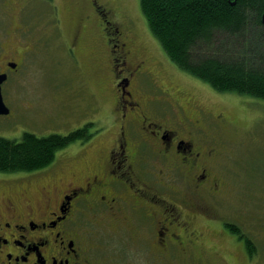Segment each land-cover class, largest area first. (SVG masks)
<instances>
[{
	"label": "flooded vegetation",
	"instance_id": "1",
	"mask_svg": "<svg viewBox=\"0 0 264 264\" xmlns=\"http://www.w3.org/2000/svg\"><path fill=\"white\" fill-rule=\"evenodd\" d=\"M43 1L59 25V7L54 0ZM83 1L91 9L81 24L97 21L110 46L114 110L106 126L96 127L99 120L89 118L76 128L88 134L69 145L77 148L76 165L112 120L118 132L108 146L97 150L96 165L59 171L51 168L55 158L32 172H0V264H169L204 255L202 222L218 220L211 200L226 192L221 191L224 181L218 166L224 145L213 141L219 138L211 131L213 122L206 126L210 114L187 89L203 82L165 56L158 58L168 74L161 80L151 56L137 48L130 30L109 19L102 0ZM8 2L6 12L11 11ZM26 7L21 0L13 11L23 14ZM8 27H0V74L8 75L2 92L10 108L2 115L17 116L6 95L7 82L45 37L33 41L22 24L14 30ZM72 41V52L84 49L82 27ZM144 79L151 81L149 93L143 89ZM90 97L96 100L93 110L100 111L96 95ZM48 169L51 173L42 181L34 175ZM228 223L222 227L235 234ZM235 235L247 251L250 236ZM107 236L116 237V243Z\"/></svg>",
	"mask_w": 264,
	"mask_h": 264
},
{
	"label": "rangeland",
	"instance_id": "2",
	"mask_svg": "<svg viewBox=\"0 0 264 264\" xmlns=\"http://www.w3.org/2000/svg\"><path fill=\"white\" fill-rule=\"evenodd\" d=\"M19 1L10 0L7 8L11 7V11L6 12L7 0H0V20L5 18L0 21V27L9 26L7 29L14 30L22 24L29 29V39L35 41L44 36L45 42L43 44L41 40V48L28 55L20 71L12 73L7 82L6 95L17 116L0 115V137L20 140L26 131L37 135L68 134L89 118L99 120L96 127L106 126L107 117L114 110L109 88L112 76L107 57L110 46L106 45L107 39L98 29L97 21L88 26L81 24L83 16L91 9L89 3L83 0H54L61 19L56 25L52 13L45 10L47 4L43 0H22V4L27 6L23 14L16 9L13 11V6L16 8ZM102 3L109 10V19L130 30L137 48L144 49L151 56L155 75L167 80L165 76L168 74L159 65L158 58H169L150 30L140 0H102ZM49 9L53 11V8ZM79 26L86 32V45L82 51L74 53L70 47ZM258 32L251 21L250 36L256 34L257 37ZM251 43L249 47L250 44L256 47L253 40ZM238 45L240 47L242 43L239 41ZM258 48L261 51L264 49ZM213 52L223 57L230 54L221 55L223 53L218 48H214ZM142 86L146 93L151 92L149 79H144ZM187 89L209 112L206 126L213 122L215 126H210L211 131L219 138L213 141L224 145L221 148L225 153L218 166L224 181L221 191L226 193L217 200H211L218 220L202 222L204 255L195 258L189 257V253V260L178 259L169 264H264V100L220 92L205 82ZM90 93L96 95L100 111L93 110L96 100L90 97ZM116 128L118 126L113 120L108 123L101 136L95 137L84 151L79 167L90 165V162L97 164V150L109 145L118 132ZM90 132L94 133V129ZM220 139L222 142H219ZM76 150L68 146L60 151L51 168L59 171L79 168L73 158ZM47 171L50 170L34 175L42 177V181L51 173ZM225 222L237 223L257 242L259 252L251 256L238 236L224 230L222 223ZM109 237L114 238L116 243V237L106 238Z\"/></svg>",
	"mask_w": 264,
	"mask_h": 264
},
{
	"label": "trees",
	"instance_id": "3",
	"mask_svg": "<svg viewBox=\"0 0 264 264\" xmlns=\"http://www.w3.org/2000/svg\"><path fill=\"white\" fill-rule=\"evenodd\" d=\"M140 5L151 32L175 66L220 92L264 100V49H257L264 48V0H140ZM251 21L259 30L257 37L250 36ZM214 48L230 57L213 54ZM87 137L85 129L48 135L26 131L20 140L0 137V172L45 168L61 150ZM228 227L244 234L237 223ZM246 239L249 254L258 253L257 242Z\"/></svg>",
	"mask_w": 264,
	"mask_h": 264
},
{
	"label": "water",
	"instance_id": "4",
	"mask_svg": "<svg viewBox=\"0 0 264 264\" xmlns=\"http://www.w3.org/2000/svg\"><path fill=\"white\" fill-rule=\"evenodd\" d=\"M7 74H0V115L9 114L10 108L4 101L3 93H2V84L7 79Z\"/></svg>",
	"mask_w": 264,
	"mask_h": 264
}]
</instances>
